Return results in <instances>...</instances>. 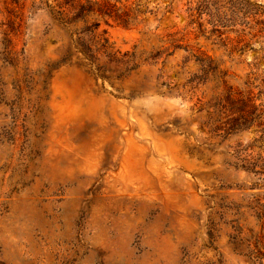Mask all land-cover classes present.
Wrapping results in <instances>:
<instances>
[{"label": "rangeland", "instance_id": "1", "mask_svg": "<svg viewBox=\"0 0 264 264\" xmlns=\"http://www.w3.org/2000/svg\"><path fill=\"white\" fill-rule=\"evenodd\" d=\"M89 1L72 30L135 57L106 78L0 0V264H264V15L219 36L196 0Z\"/></svg>", "mask_w": 264, "mask_h": 264}, {"label": "trees", "instance_id": "2", "mask_svg": "<svg viewBox=\"0 0 264 264\" xmlns=\"http://www.w3.org/2000/svg\"><path fill=\"white\" fill-rule=\"evenodd\" d=\"M40 4L49 12L53 20L69 30L74 54H79L90 68H95L96 75L106 78L104 74L107 70L103 69L105 66L102 67L98 63L100 56L109 59L108 65L115 60L119 67L128 66L129 59L135 58L133 54L125 53L123 58L126 57L128 60L116 59L114 57L116 52L112 51L107 39L97 33L94 25L84 27L80 31L72 30L77 22H84L86 17L94 14L89 0L84 3H80L79 0H40ZM187 12L191 18L190 23L202 28L205 22L210 27L209 32L219 36L229 31H251L254 25L263 23L258 17L264 15L260 5L251 0H196L187 8ZM100 14L111 17L106 11H101ZM259 118L260 115L251 113L245 119V127L252 125Z\"/></svg>", "mask_w": 264, "mask_h": 264}]
</instances>
